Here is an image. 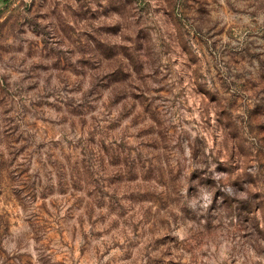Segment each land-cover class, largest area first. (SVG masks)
I'll use <instances>...</instances> for the list:
<instances>
[{"label":"rangeland","instance_id":"374dc122","mask_svg":"<svg viewBox=\"0 0 264 264\" xmlns=\"http://www.w3.org/2000/svg\"><path fill=\"white\" fill-rule=\"evenodd\" d=\"M238 13L231 0H0V264H185L174 238L156 235L171 222L164 193L175 179L161 131L169 82L198 77L221 104L230 87L253 95L264 22ZM184 95L186 119L199 122L193 108L209 97ZM219 115L207 111L221 127L198 143L241 171L253 154L233 150L239 129L224 137L231 113ZM253 213L264 229L258 203L244 223Z\"/></svg>","mask_w":264,"mask_h":264},{"label":"clouds","instance_id":"9594fccd","mask_svg":"<svg viewBox=\"0 0 264 264\" xmlns=\"http://www.w3.org/2000/svg\"><path fill=\"white\" fill-rule=\"evenodd\" d=\"M231 4L243 13L233 16L240 23L248 24L256 19L264 22V0H231ZM219 16L224 18L223 11ZM154 40L156 51H161L160 41ZM258 71V66L254 65L247 69L245 75L256 78ZM169 87L172 92L166 105L168 116L162 120L161 131L168 137L167 166L175 179L164 193L165 200L172 205L168 213L171 222L161 221L156 235L173 237L181 249L177 258H183L185 264H264V229L258 227L254 213L248 218V223H244L247 211L257 203L264 216V167L255 155L258 150L264 151V137L260 135L264 121L253 123L251 119L257 113L264 114V84L251 96L239 86L230 87L220 97L224 101L222 104L216 100L215 86L207 85L198 77H188V83L183 85L174 76ZM201 89L209 97V103L201 100L200 107L193 108L199 113V122L186 119L188 101L184 93L194 95ZM234 94L239 95L235 104L232 103ZM212 101H216L215 104ZM209 109L217 112L214 118L217 121L221 111L231 113L224 120L226 125L229 121L231 124L224 128V137L238 128L239 137L233 144V150L239 144L253 154L241 171L234 172L239 164L238 158L221 162L217 147L207 148L198 143L203 140L202 130L215 135L221 127L219 122L207 123ZM170 128L175 131L170 132ZM218 143L222 146L225 141ZM197 148L200 154L194 159ZM233 150L229 152L230 157ZM219 169H226L227 174H222ZM246 234L248 239H242Z\"/></svg>","mask_w":264,"mask_h":264}]
</instances>
